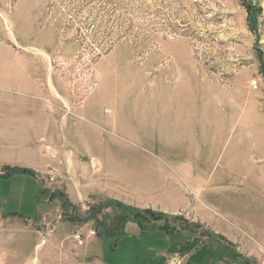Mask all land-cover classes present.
Returning <instances> with one entry per match:
<instances>
[{"label":"rangeland","instance_id":"rangeland-1","mask_svg":"<svg viewBox=\"0 0 264 264\" xmlns=\"http://www.w3.org/2000/svg\"><path fill=\"white\" fill-rule=\"evenodd\" d=\"M241 239L264 264V0H0V264Z\"/></svg>","mask_w":264,"mask_h":264},{"label":"crops","instance_id":"crops-1","mask_svg":"<svg viewBox=\"0 0 264 264\" xmlns=\"http://www.w3.org/2000/svg\"><path fill=\"white\" fill-rule=\"evenodd\" d=\"M36 186V185H35ZM39 186L35 187V196H34V202H35V210L38 208V202L37 200V190ZM36 198V199H35ZM223 226V225H222ZM223 229L227 232V234H233L231 228L229 226H223ZM169 246H171V251H174L176 247H182V244L174 243L173 241L168 243ZM241 250L238 247L237 251L233 253L232 255H228L227 253L222 255L220 257L221 264H258L256 260L253 258L254 256V249L248 248L243 246L242 239H241ZM246 249V250H245ZM208 246L204 248H199L195 250V252L189 253L187 259L183 260V264H198L201 260L202 264H211L215 261V258L209 253ZM175 253V252H174ZM162 256H165V253H161ZM198 262V263H197ZM200 264V263H199Z\"/></svg>","mask_w":264,"mask_h":264},{"label":"trees","instance_id":"trees-1","mask_svg":"<svg viewBox=\"0 0 264 264\" xmlns=\"http://www.w3.org/2000/svg\"><path fill=\"white\" fill-rule=\"evenodd\" d=\"M11 172L13 173H25L27 172V169H23V170H19V169H10ZM31 174H33L32 172H30ZM9 176V175H8ZM44 193L45 191L42 190V189H39L37 190V198L40 199L44 196ZM53 195H50L49 198H52ZM137 224L140 225L142 228H144V225H143V218L141 216H139L137 219H135ZM160 230H162L163 232H165L166 234H168L170 237H173V236H176L178 235L179 233L175 232L173 230V228H168L167 226H162L161 228H159ZM116 246V245H115ZM113 249L115 248L114 246H111ZM209 253L214 257V258H220L222 255H224V253H221L220 255L218 256H215L212 254L211 250L209 249L208 250Z\"/></svg>","mask_w":264,"mask_h":264},{"label":"built area","instance_id":"built-area-1","mask_svg":"<svg viewBox=\"0 0 264 264\" xmlns=\"http://www.w3.org/2000/svg\"><path fill=\"white\" fill-rule=\"evenodd\" d=\"M251 85L253 88H257L258 87V83H257V80H252L251 81ZM51 179H53L54 177L51 176L50 177ZM75 239L81 243L82 240H81V237H80V234H76L75 235ZM167 264H183V258L181 256H179L178 254L176 255H172L169 259H168V263Z\"/></svg>","mask_w":264,"mask_h":264}]
</instances>
